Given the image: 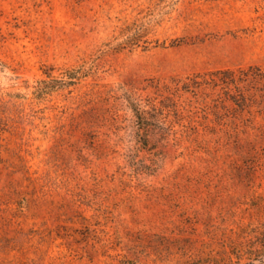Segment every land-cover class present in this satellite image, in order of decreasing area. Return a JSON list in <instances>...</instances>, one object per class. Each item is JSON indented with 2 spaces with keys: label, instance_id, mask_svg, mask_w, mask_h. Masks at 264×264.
<instances>
[{
  "label": "rangeland",
  "instance_id": "1",
  "mask_svg": "<svg viewBox=\"0 0 264 264\" xmlns=\"http://www.w3.org/2000/svg\"><path fill=\"white\" fill-rule=\"evenodd\" d=\"M249 68L264 0H0V264H264Z\"/></svg>",
  "mask_w": 264,
  "mask_h": 264
},
{
  "label": "trees",
  "instance_id": "2",
  "mask_svg": "<svg viewBox=\"0 0 264 264\" xmlns=\"http://www.w3.org/2000/svg\"><path fill=\"white\" fill-rule=\"evenodd\" d=\"M211 80L204 78L202 81H197L194 79V84L196 86H200L201 84H212V85H220L224 84L225 86L235 85L238 87L239 82L247 81L249 79H258V78H264L263 74H259L253 71V68L249 69H240L238 72L235 70H221L217 71L216 73H212ZM198 76V75H197ZM195 86V85H194ZM190 87V84H185L183 88L188 90ZM231 100H233L236 104L240 105V99L237 97H231ZM137 112H139V109H137ZM140 114V112H139Z\"/></svg>",
  "mask_w": 264,
  "mask_h": 264
}]
</instances>
